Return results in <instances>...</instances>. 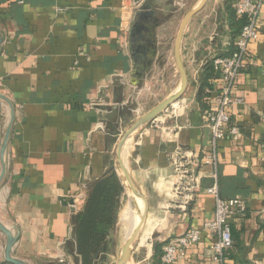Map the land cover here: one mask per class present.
<instances>
[{
    "label": "crops",
    "instance_id": "obj_1",
    "mask_svg": "<svg viewBox=\"0 0 264 264\" xmlns=\"http://www.w3.org/2000/svg\"><path fill=\"white\" fill-rule=\"evenodd\" d=\"M134 1L0 0V94L15 109L0 190V223L18 232L12 256L28 264H84L77 254L71 207L81 211L88 188L110 170L123 186L116 144L139 113L137 100L163 84L175 88L176 11L188 12L199 0H142V5L154 7L159 26L153 33V63L139 81L133 75L129 36L120 32L122 18L133 15ZM233 4L208 0L190 20L182 41L188 76L179 101L182 109L165 120L163 129L149 125L129 143L125 165L149 206L141 230L148 234V243L132 251L129 264H159L156 246L162 249L214 217V198L204 191L214 183V170L204 164L202 190L188 209H167L164 204L173 153L192 150L202 158L210 151L202 113L214 106V95L205 94L201 86L217 87L215 73L205 76L206 65L234 49L243 21L235 17ZM258 25V38L248 47L253 65L239 73L232 91L240 102L226 111L228 125L240 131L239 139L234 142L226 135L217 151L218 191L225 199H242L245 216L228 220L233 245L219 263L212 260L215 237L205 232L186 257L173 264H264V5ZM7 122L8 107L0 100V145ZM177 125L181 129L174 133L171 129ZM79 195L82 202L76 201ZM5 242L0 232V264H6ZM114 242L85 264H115L119 253Z\"/></svg>",
    "mask_w": 264,
    "mask_h": 264
},
{
    "label": "built area",
    "instance_id": "obj_2",
    "mask_svg": "<svg viewBox=\"0 0 264 264\" xmlns=\"http://www.w3.org/2000/svg\"><path fill=\"white\" fill-rule=\"evenodd\" d=\"M142 0H135L132 7L133 15L142 6ZM264 0H234L233 8L235 17L243 21L240 33L233 44V51L226 56L214 57L211 66L217 75V87L215 89H204L205 94L214 95V106L202 113V123L209 129L210 151L202 158L192 150H176L171 156L172 175L169 181V195L165 202L167 209L186 211L193 203L195 197L202 190L203 175L200 173L201 165H207L214 170L212 178L214 183L205 188L207 195L214 198L215 211L211 221L206 222L202 229L190 228L182 236L169 240L161 249L159 264H173L186 257L187 249L200 242L203 233L215 237L212 244V260L220 262L224 253L232 248L233 240L228 220L238 214L245 216V202L240 198L222 199L217 186L216 169L218 166V145L227 136L234 142L239 139L240 131L236 126H229L227 109L234 103L240 101L233 98L232 91L239 73L248 66L253 65L248 47L258 38V22ZM133 15L122 18L120 32L129 36ZM179 102L167 108L159 117L150 124L153 129H163L167 118L177 117L181 111ZM229 126V128L227 127ZM226 128L228 132L226 133ZM181 126L172 127L177 133ZM264 151V148H263ZM76 201H83V195H79ZM78 204V203H77ZM72 214L78 213V207H71ZM264 215V210L262 211ZM63 263L62 260L58 261Z\"/></svg>",
    "mask_w": 264,
    "mask_h": 264
},
{
    "label": "water",
    "instance_id": "obj_3",
    "mask_svg": "<svg viewBox=\"0 0 264 264\" xmlns=\"http://www.w3.org/2000/svg\"><path fill=\"white\" fill-rule=\"evenodd\" d=\"M208 0H199L198 4L188 11L178 28L176 38L173 46V55L175 66L179 75L180 84L174 93L159 102L152 109L139 116L121 135L116 144V162L122 176V182L130 194V207L139 218L137 225L132 229L130 235L123 242L120 252L116 258L115 264H129L132 255V246L144 227L148 215V202L138 187L133 182L123 158V151L126 143L135 137L141 130L148 127L153 120L159 117L171 105L179 102L188 87V76L182 59V41L186 28L190 20L198 14L207 4ZM155 9L152 5H142L133 15L132 25L129 31V53L136 70L133 73L137 81L143 80L145 73L148 71L153 63L156 47L153 38L155 29L159 26V19L155 16ZM2 39L0 38V46ZM137 81H133L135 85ZM0 100L8 107V122L5 133L0 145V190L4 184L7 174V148L10 139V134L15 120V109L13 104L4 95L0 94ZM138 201L143 204V209L138 207ZM72 204V203H71ZM0 232L5 237V247L3 259L6 264H28L24 260L12 256V250L18 239V232L14 233L0 223Z\"/></svg>",
    "mask_w": 264,
    "mask_h": 264
},
{
    "label": "trees",
    "instance_id": "obj_4",
    "mask_svg": "<svg viewBox=\"0 0 264 264\" xmlns=\"http://www.w3.org/2000/svg\"><path fill=\"white\" fill-rule=\"evenodd\" d=\"M230 23L234 29L236 24L232 15L230 16ZM242 25L241 22V25H238L239 28ZM234 35H236V32L233 33ZM205 72L206 77L214 76L211 63H207ZM204 86H201V91H204L206 87ZM122 193L123 186L119 178L113 170H110L102 179L96 181L88 188L82 211L73 216L72 224L77 254L82 257L84 264L87 263L85 261L88 259L106 251L107 238L115 226L118 210L120 209L119 198ZM219 195L222 199H225L220 192ZM160 249V246H156L155 253L160 255Z\"/></svg>",
    "mask_w": 264,
    "mask_h": 264
},
{
    "label": "rangeland",
    "instance_id": "obj_5",
    "mask_svg": "<svg viewBox=\"0 0 264 264\" xmlns=\"http://www.w3.org/2000/svg\"><path fill=\"white\" fill-rule=\"evenodd\" d=\"M178 9H181V10L176 9L177 14H176V21H175L174 31H173L174 36L177 32L180 21L183 19L184 15L187 12L185 9H182V8H178ZM172 58H173V55H172ZM176 75H177L176 76L177 78H175V81H174L175 82V88L174 87H173V89H170V87L166 88V85L163 84L161 86L154 87L153 89L146 90L145 92H143V94L137 100V103H136L138 110H139V113L137 115H134L133 117H131V122L128 123V127L135 121L136 118H138V116H141L142 114L146 113L147 111L152 109L154 106H156L158 104V102H161L162 98L165 96L166 93L170 92L171 90H173V92H174L176 90V88L179 87L180 80H179L178 73H176ZM122 195L123 196H122L121 201H120V209L118 210V213H120L121 210L126 206V204H128V201L130 199V196H129L124 184H123V194ZM86 197H87V194L85 195L84 202L86 201ZM79 212L80 211H78V213ZM117 222H118V214L116 217L115 226L110 231V233L108 235L107 247L108 248L112 247V245H113L112 241H115L114 245H117L116 249H117V253H119L120 252L119 250L123 244V241L126 239V231L124 228L120 227L117 224ZM147 236H148L147 233H145L144 231H141L139 236L137 237V239L135 240V242L132 246V251L136 250V248H139V244H141V242H143L146 245L148 243Z\"/></svg>",
    "mask_w": 264,
    "mask_h": 264
},
{
    "label": "bare ground",
    "instance_id": "obj_6",
    "mask_svg": "<svg viewBox=\"0 0 264 264\" xmlns=\"http://www.w3.org/2000/svg\"><path fill=\"white\" fill-rule=\"evenodd\" d=\"M130 141H131V139L126 143V145L124 147V151H123V158L124 159L126 157V153H127L128 148H129ZM128 194H129V192H128ZM129 196H130V194H129ZM137 203H138V207L140 209H143L142 202L138 201ZM138 221H139V218L135 215V213L131 209L130 203L128 201V204H126V206L122 209V211L119 214V218H118V225L120 227L124 228L126 231V239L130 235V232L132 231V229L137 225Z\"/></svg>",
    "mask_w": 264,
    "mask_h": 264
}]
</instances>
